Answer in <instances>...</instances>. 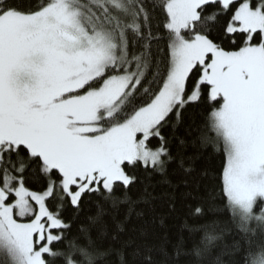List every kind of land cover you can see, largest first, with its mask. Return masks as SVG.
<instances>
[{
	"label": "snow or ice",
	"instance_id": "obj_1",
	"mask_svg": "<svg viewBox=\"0 0 264 264\" xmlns=\"http://www.w3.org/2000/svg\"><path fill=\"white\" fill-rule=\"evenodd\" d=\"M181 259L264 264V0H0V264Z\"/></svg>",
	"mask_w": 264,
	"mask_h": 264
},
{
	"label": "trees",
	"instance_id": "obj_2",
	"mask_svg": "<svg viewBox=\"0 0 264 264\" xmlns=\"http://www.w3.org/2000/svg\"><path fill=\"white\" fill-rule=\"evenodd\" d=\"M162 191L161 189H158V192ZM158 202V207L157 211L159 213H162L164 211L163 208L159 207ZM182 221L183 217H171L167 218L163 227L160 226L159 221L156 223H151L147 225V230L149 232V238L148 242L151 244L159 245L163 243V237L165 233L167 234L168 237V244L167 247L171 251L172 246L177 243V241L180 239L181 234H182ZM186 236V233H183ZM180 264H185V261L183 259L180 260Z\"/></svg>",
	"mask_w": 264,
	"mask_h": 264
}]
</instances>
